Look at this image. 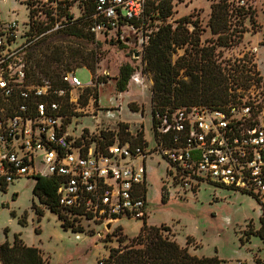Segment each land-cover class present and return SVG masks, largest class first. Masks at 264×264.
<instances>
[{"label": "rangeland", "instance_id": "1", "mask_svg": "<svg viewBox=\"0 0 264 264\" xmlns=\"http://www.w3.org/2000/svg\"><path fill=\"white\" fill-rule=\"evenodd\" d=\"M56 1L65 2L61 10H57L51 0L48 3L0 0V37L11 32L15 36L11 46L27 44L22 58L29 73L35 71L39 78L46 77L38 73L35 66H50L60 77L67 71H74L84 84L94 78L100 82L96 87L97 101L90 94V88L72 91L74 103L64 121L66 132L71 136H78L82 130L117 133L120 124H124L131 136L142 129L143 140L150 147L152 81L143 73L142 46L146 36L162 21L156 18L147 19L145 23L132 21L138 27L129 23L93 38H76L68 33L66 26L56 29V24H65V14L80 18L81 5L78 0ZM218 1L172 0V15L165 23L176 25L178 20L187 17V26L193 29L192 22H195L200 30L201 46L212 45L216 36L210 33L208 21L211 7ZM227 3L232 12L229 32L233 39L228 46L217 47L215 54L222 65L244 62L252 70L249 85L237 88L236 93L262 96L264 0H227ZM239 8H243L245 14L239 15ZM50 11L52 13L47 15ZM43 30L46 31L39 34ZM182 54L183 49L178 50L173 59ZM92 58L94 72L86 68ZM124 64L133 68V74L125 91L118 92V72ZM130 104L142 109L143 113L134 115L128 108ZM117 138L120 142L131 139L126 135ZM145 168L147 204L144 218L147 225L167 226L169 231H164L163 235L187 247L191 255L217 256L221 264H264V241L251 235L261 227L262 218L252 198L205 182L174 180L166 170V162L157 156L146 159ZM34 182L32 177H22L10 183L5 191L0 190V244L13 243L16 236L27 246L38 248L46 264H103L110 248H123L140 232L142 220L127 217L113 223L84 218L79 222L83 232L64 230L57 215L33 195ZM37 210L41 211L40 215ZM107 224L110 229L106 228ZM187 238H191L189 243Z\"/></svg>", "mask_w": 264, "mask_h": 264}, {"label": "built area", "instance_id": "2", "mask_svg": "<svg viewBox=\"0 0 264 264\" xmlns=\"http://www.w3.org/2000/svg\"><path fill=\"white\" fill-rule=\"evenodd\" d=\"M162 1L172 0H92L88 30L94 35L119 30L143 20L148 5ZM50 3L57 9L58 1ZM65 20L56 29L70 24ZM14 41L11 32L0 37V188L22 177H51L59 207L81 214L80 219L142 220L147 204L145 160L157 156L174 180L205 182L249 196L264 220V95L237 93L220 108L156 112L150 147L99 146L90 142L99 133H67L63 125L69 115L60 111L62 98L68 96L72 104V91L96 88L97 78L84 84L74 71H67L62 88L46 79L36 82L22 58L27 44L11 46Z\"/></svg>", "mask_w": 264, "mask_h": 264}, {"label": "trees", "instance_id": "3", "mask_svg": "<svg viewBox=\"0 0 264 264\" xmlns=\"http://www.w3.org/2000/svg\"><path fill=\"white\" fill-rule=\"evenodd\" d=\"M92 0L80 4L82 15L78 19H72L71 14H65L68 24L67 30L71 36L76 38H93L88 26L90 16L93 12ZM65 2H58L57 10L62 9ZM239 15L245 14L243 8H239ZM264 12V10H263ZM50 11L47 15H50ZM172 7L170 1H162L157 5L150 3L144 12L143 20L156 18L162 24L153 32L148 34L146 42L142 46L143 73L150 77L151 86V132H155V113L163 114L166 110L171 111L178 107L186 106H206L220 108L226 105L232 97L236 96V90L241 84L249 85L251 81L250 69L242 62H228L222 65L215 54L217 47H226L233 39L230 31V12L227 0H219L211 7L208 27L210 33L216 36L212 45L201 46L199 40V29L195 22H192L193 29L187 24V17L181 18L176 25L165 23L171 17ZM72 20V21H71ZM135 27L137 23L129 22ZM43 30L39 34L45 32ZM180 49L183 54L173 59V56ZM84 60V59H82ZM94 59L86 63V68L94 72ZM38 67V68H37ZM50 66H35L38 73L46 78H39L37 72L32 71L29 75L38 82L46 79L57 88H62L63 83L58 71L50 69ZM133 74V68L124 64L119 68L116 90L124 92L126 85ZM100 83V82H99ZM92 91H94L92 93ZM88 92V90H87ZM90 94L98 100L97 89L91 88ZM61 114L68 116L72 104H68V96L61 99ZM131 112L143 113L142 109L135 105L128 106ZM74 116V115H72ZM66 121V120H65ZM65 124V122H64ZM68 124V123H67ZM66 126L63 129L66 131ZM127 126L120 124V130L114 132H100L93 134L90 142H95L99 146H110L115 143L128 144L130 146H147L143 140L142 129L134 136L126 132ZM84 130V133H87ZM123 135L131 139L119 141L117 137ZM159 158V157H158ZM32 193L38 198L50 212L57 215L64 230L70 229L72 232H83L80 215L76 212L59 207L56 195V182L51 177H34ZM5 191V188H0ZM162 202L166 199L161 198ZM40 215L41 211L37 210ZM88 219V218H87ZM142 227L139 234L130 239L123 248H110L108 256L103 260V264H221L217 257H197L188 252L187 247H181L174 240H170L163 235L164 231H169L165 225L160 227L149 226L145 218L142 219ZM251 235L259 237L264 241V220L261 218V227ZM191 238H187L189 243ZM122 243V242H119ZM0 264H46L40 250L36 247L27 246L23 241L14 237L13 243L4 242L0 244Z\"/></svg>", "mask_w": 264, "mask_h": 264}, {"label": "water", "instance_id": "4", "mask_svg": "<svg viewBox=\"0 0 264 264\" xmlns=\"http://www.w3.org/2000/svg\"><path fill=\"white\" fill-rule=\"evenodd\" d=\"M136 56H137V54H136ZM115 221H117V220H115ZM115 221H111V222H109V223H113V222H115ZM106 228H107V229H110V224H107Z\"/></svg>", "mask_w": 264, "mask_h": 264}, {"label": "crops", "instance_id": "5", "mask_svg": "<svg viewBox=\"0 0 264 264\" xmlns=\"http://www.w3.org/2000/svg\"><path fill=\"white\" fill-rule=\"evenodd\" d=\"M72 103H74V102H72ZM134 115L136 114V113H134V112H132ZM150 122H151V115H150ZM152 133V132H151Z\"/></svg>", "mask_w": 264, "mask_h": 264}]
</instances>
